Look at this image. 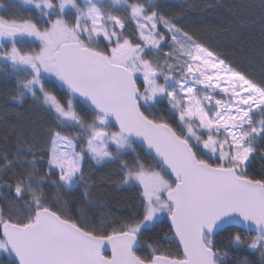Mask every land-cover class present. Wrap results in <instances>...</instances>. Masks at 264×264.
<instances>
[{
    "label": "snow or ice",
    "instance_id": "snow-or-ice-1",
    "mask_svg": "<svg viewBox=\"0 0 264 264\" xmlns=\"http://www.w3.org/2000/svg\"><path fill=\"white\" fill-rule=\"evenodd\" d=\"M0 13L12 98L39 100L55 121L44 172L35 144L18 138L15 151L0 150L7 264H252L217 247L225 236L264 264V175L248 172L264 142V80L238 71L156 0H10ZM86 158L119 163L121 183L139 191L135 214L73 218L59 191L84 182ZM165 218L171 236L149 239Z\"/></svg>",
    "mask_w": 264,
    "mask_h": 264
},
{
    "label": "trees",
    "instance_id": "trees-1",
    "mask_svg": "<svg viewBox=\"0 0 264 264\" xmlns=\"http://www.w3.org/2000/svg\"><path fill=\"white\" fill-rule=\"evenodd\" d=\"M5 4L10 0H0ZM159 10L169 16L178 17L185 31L195 36L201 43L226 58L238 71L257 81L264 80V0H156ZM190 5V7H182ZM14 10L8 14H15ZM4 14V13H0ZM21 15H27L23 10ZM131 24L127 33L134 34ZM16 81L5 76L0 69V150L7 148L15 151L18 138L39 149L38 156L44 159L38 162V168L44 172L47 168L44 146L48 130L55 126V121L40 103L30 96L23 101L14 100ZM158 116L167 117V106L157 109ZM140 156L144 158L145 149L134 145ZM258 151L250 158L249 175H264V142L258 144ZM35 150V149H34ZM129 161L132 155L125 157ZM56 179V177H52ZM85 190L88 195L85 196ZM50 203H57V189H45ZM60 200L72 213L73 218H86L91 223H99L101 219L125 218L138 210L139 191L121 183L120 165L118 162H101L86 158L84 163V182L73 190H60ZM239 230V229H237ZM171 230L165 219L157 225L149 239L163 237ZM245 236L249 234L244 233ZM163 243V241H161ZM217 247L229 253L231 261L239 262L247 259L252 264H260L259 253H251L246 246L239 248L229 245L225 237L215 240ZM164 248L176 254V245L163 244ZM143 254V252L141 253ZM11 258L7 254L0 255V264H7Z\"/></svg>",
    "mask_w": 264,
    "mask_h": 264
},
{
    "label": "water",
    "instance_id": "water-1",
    "mask_svg": "<svg viewBox=\"0 0 264 264\" xmlns=\"http://www.w3.org/2000/svg\"><path fill=\"white\" fill-rule=\"evenodd\" d=\"M145 151H146V149H145ZM165 221H166V223L168 224V226H169V228H170V220H168L167 218H165ZM246 233V232H245ZM247 234H249V233H247ZM107 254H110V250H109V253H107Z\"/></svg>",
    "mask_w": 264,
    "mask_h": 264
},
{
    "label": "rangeland",
    "instance_id": "rangeland-1",
    "mask_svg": "<svg viewBox=\"0 0 264 264\" xmlns=\"http://www.w3.org/2000/svg\"><path fill=\"white\" fill-rule=\"evenodd\" d=\"M166 50H167V49H166ZM30 97H31V96H30ZM1 254H6V253L0 252V255H1Z\"/></svg>",
    "mask_w": 264,
    "mask_h": 264
}]
</instances>
